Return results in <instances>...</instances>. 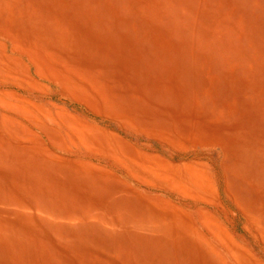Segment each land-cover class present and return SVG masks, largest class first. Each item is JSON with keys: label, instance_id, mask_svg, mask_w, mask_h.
<instances>
[{"label": "rangeland", "instance_id": "374dc122", "mask_svg": "<svg viewBox=\"0 0 264 264\" xmlns=\"http://www.w3.org/2000/svg\"><path fill=\"white\" fill-rule=\"evenodd\" d=\"M0 264H264V0H0Z\"/></svg>", "mask_w": 264, "mask_h": 264}]
</instances>
